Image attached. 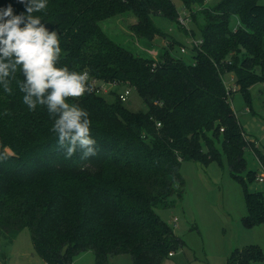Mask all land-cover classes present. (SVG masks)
<instances>
[{
	"label": "trees",
	"instance_id": "trees-1",
	"mask_svg": "<svg viewBox=\"0 0 264 264\" xmlns=\"http://www.w3.org/2000/svg\"><path fill=\"white\" fill-rule=\"evenodd\" d=\"M182 1L188 7L202 0ZM259 1L219 0L202 9V42L193 45L187 62L169 52L176 42L170 38L154 59L116 42L101 25L131 13V36L151 48L155 35L164 36L152 16L177 19L172 0H47L46 9L33 15L58 33L62 52L57 67L87 71L89 83H97L90 94L68 101L89 113L96 154L82 158L77 149L66 158L52 131L55 117L46 106L29 111L18 88L23 74L10 77L11 94L0 86L1 236L12 240L27 228L45 264H72L86 250L95 264H109L108 258L117 254H129L132 264H160L181 241L155 207L182 195V161L205 166L219 160L217 143L232 176L243 185L244 224L264 223V191H250L246 182L255 179L256 171L241 176L247 147L254 149L262 172L264 155L246 139L230 102L233 92H227L223 80L232 73L235 91L247 102L248 88L264 83V4ZM9 5L14 15L25 13L19 0H0V10ZM232 15L238 17L235 27L230 26ZM102 82L114 83L111 92L133 87L146 109H127L118 90L107 101L96 91ZM239 254L236 260L234 250L228 263L263 258L258 245Z\"/></svg>",
	"mask_w": 264,
	"mask_h": 264
},
{
	"label": "rangeland",
	"instance_id": "rangeland-1",
	"mask_svg": "<svg viewBox=\"0 0 264 264\" xmlns=\"http://www.w3.org/2000/svg\"><path fill=\"white\" fill-rule=\"evenodd\" d=\"M178 18L185 19V25L178 20L164 16L153 15L156 27L164 36L155 35L151 48L159 51L166 48L165 40L176 41L169 52L175 57H183L192 61L194 54L193 41L201 39L200 27L204 24L202 9L212 8L219 0H202L186 6L182 0H172ZM264 4V0H260ZM101 22L106 33L116 42L123 44L141 56L148 55L143 40L131 36L129 25L134 21L131 13H124ZM238 17L232 15L230 26L235 27ZM185 48V52L180 47ZM161 47V49H160ZM232 73H225L223 80L226 85H232ZM127 86V85H126ZM125 86H119L122 88ZM123 102L131 111L146 109L140 95L133 87ZM123 89V88H122ZM112 92L101 94L109 102L116 96ZM250 100L247 102L239 90L232 93L230 102L235 116L240 123L245 137L251 140L255 148L264 155V83L254 82L249 88ZM219 160H211L203 166L194 161H182L180 174L184 181L182 195H173L168 205L157 206V215L168 224L174 234L180 238L181 244L174 249L172 255L164 258L160 264H229L227 259L236 250L239 252L249 245H258L262 251V259H248L247 264H264V223L255 225L244 224L242 217L247 212L243 185L235 179L229 169L227 159L221 145L217 143ZM246 169L241 176L246 179L249 170L256 171L255 179L247 182L250 191H264V180L257 179L263 168L259 163L253 148L244 150ZM109 264H132L129 254H117L108 258ZM0 264H45L34 251L31 234L27 228L19 231L12 240L0 234ZM72 264H95L93 253L82 251L78 253Z\"/></svg>",
	"mask_w": 264,
	"mask_h": 264
},
{
	"label": "clouds",
	"instance_id": "clouds-1",
	"mask_svg": "<svg viewBox=\"0 0 264 264\" xmlns=\"http://www.w3.org/2000/svg\"><path fill=\"white\" fill-rule=\"evenodd\" d=\"M25 13L14 15L11 5L0 10V86L11 94L10 77L19 71L23 103L29 111L46 106L55 117L52 131L66 158L81 150L82 158L96 154V141L90 135L89 113L77 100L93 91L87 71L57 67L62 49L57 31H49L34 13L47 7V0H19ZM23 25V26H21Z\"/></svg>",
	"mask_w": 264,
	"mask_h": 264
},
{
	"label": "built area",
	"instance_id": "built-area-1",
	"mask_svg": "<svg viewBox=\"0 0 264 264\" xmlns=\"http://www.w3.org/2000/svg\"><path fill=\"white\" fill-rule=\"evenodd\" d=\"M178 20V22L180 23V24H182V25H185V19H181V18H178L177 19ZM201 42H202V39H199V40H197V41H193V45H199V44H201ZM180 50L182 51V52H185V48L182 46V47H180ZM155 63H153V65H154ZM231 80H232V82H233V84L232 85H226V89H227V92H229V91H232V92H234L235 90H236V85H235V83H234V81H233V77H232V75H231ZM90 85L91 86H93V85H97V83H96V81L95 80H91V82H90ZM113 86H115L114 85V83H110V82H102V83H99V85L97 86V92H100V93H102V92H108L109 91V89L110 88H112ZM130 86H125V87H123V89H121L119 92H118V94H117V97H118V99L119 100H121L122 102H124L125 100H126V98H127V96L129 95V93H130V88H129ZM158 125H159V123H158ZM263 131H264V129H263ZM257 179L258 180H260V181H263L264 180V172H261L258 176H257ZM173 254V252H169V255H172Z\"/></svg>",
	"mask_w": 264,
	"mask_h": 264
},
{
	"label": "crops",
	"instance_id": "crops-1",
	"mask_svg": "<svg viewBox=\"0 0 264 264\" xmlns=\"http://www.w3.org/2000/svg\"><path fill=\"white\" fill-rule=\"evenodd\" d=\"M147 49H148V51H146V52L148 53V56H150V57H152V58H154V59H156V58L158 57L159 49L157 50V52H156V50H153V48H152V49L147 48ZM86 251L92 253L91 250H86Z\"/></svg>",
	"mask_w": 264,
	"mask_h": 264
},
{
	"label": "water",
	"instance_id": "water-1",
	"mask_svg": "<svg viewBox=\"0 0 264 264\" xmlns=\"http://www.w3.org/2000/svg\"><path fill=\"white\" fill-rule=\"evenodd\" d=\"M59 263H60V264H62V262H61V261H59Z\"/></svg>",
	"mask_w": 264,
	"mask_h": 264
}]
</instances>
